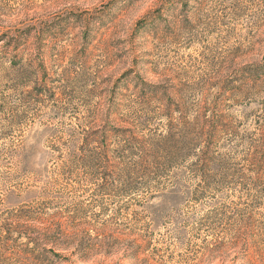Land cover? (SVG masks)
Segmentation results:
<instances>
[{
  "label": "rangeland",
  "instance_id": "1",
  "mask_svg": "<svg viewBox=\"0 0 264 264\" xmlns=\"http://www.w3.org/2000/svg\"><path fill=\"white\" fill-rule=\"evenodd\" d=\"M184 2L0 0V264H49L27 237L51 222L92 252L52 264H264V174L253 183L247 161L264 0ZM161 103L222 118L219 150L250 179L195 199L188 173L145 177L112 136L106 183L70 165L96 128L163 131Z\"/></svg>",
  "mask_w": 264,
  "mask_h": 264
},
{
  "label": "trees",
  "instance_id": "2",
  "mask_svg": "<svg viewBox=\"0 0 264 264\" xmlns=\"http://www.w3.org/2000/svg\"><path fill=\"white\" fill-rule=\"evenodd\" d=\"M170 1L176 4L185 3V0ZM184 6L187 7V4ZM257 68L259 71H264V64ZM159 105L161 112L159 111L158 115L165 121L162 126L163 131L140 138L136 137L135 132L130 129L116 130L109 125L100 129L96 128L82 139L79 148L71 154L70 165L89 171L90 177L101 176L106 183L109 175L106 174L108 163L107 155L104 154L107 153L108 138L112 136L119 140V147L112 151L136 156L134 167L145 177L152 175L156 178L164 177L172 169L188 173L195 186L194 191L189 192L188 195L195 199H200L212 191L217 192L218 188L230 182L241 183L242 180L250 179L244 173L232 168L229 165L228 156L219 150V137L230 132L228 124L224 123L222 118L208 117L205 113L190 118L176 105L162 103ZM261 127H264V123ZM111 133L115 134L111 135ZM249 145L251 149L247 160L248 169L254 174V182L252 180L250 182L255 183L261 180L264 174V131ZM127 189H133L132 185H129ZM171 194L174 193L170 192L164 196ZM136 213L133 212V216H136ZM150 215L151 222L155 223V214ZM61 226L59 222H51L44 229H33V232L30 230L34 238L29 236L27 240L33 246H44L43 257L49 264L55 261H71L69 259L71 257L61 254L62 252L70 253L69 251H72L69 256L79 257L78 259L82 262L88 261L92 252L85 248L78 249L76 246H71L64 231H61ZM97 254L94 253V255Z\"/></svg>",
  "mask_w": 264,
  "mask_h": 264
}]
</instances>
